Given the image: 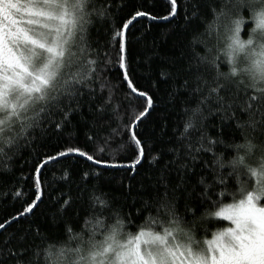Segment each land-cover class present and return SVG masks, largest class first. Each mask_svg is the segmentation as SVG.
<instances>
[{
  "label": "snow or ice",
  "instance_id": "snow-or-ice-1",
  "mask_svg": "<svg viewBox=\"0 0 264 264\" xmlns=\"http://www.w3.org/2000/svg\"><path fill=\"white\" fill-rule=\"evenodd\" d=\"M9 199L0 264H264V0H0Z\"/></svg>",
  "mask_w": 264,
  "mask_h": 264
},
{
  "label": "trees",
  "instance_id": "trees-1",
  "mask_svg": "<svg viewBox=\"0 0 264 264\" xmlns=\"http://www.w3.org/2000/svg\"><path fill=\"white\" fill-rule=\"evenodd\" d=\"M159 10L162 12L163 11V4L161 3L159 6ZM137 28H141V25H137ZM170 28V25L166 24V23H161L159 25H155L153 24L151 27V31L149 33L146 34V39L149 42V44H151L153 38H155L157 44L159 45V48L161 50L162 53L165 52H170L172 51V45L173 43H175L176 41H178L179 37V32L177 31L174 34H169L167 36V38H164V34L168 33ZM141 84H145V82L143 80L140 81ZM57 145L55 143L51 144L49 146V150L56 148ZM150 158V156H149ZM65 162L61 161L60 164L55 165V170L57 172H59V169L63 166ZM82 165L81 164H77V163H73V167L74 168H80ZM49 168H53V165H49ZM149 165L147 164V162L145 161L144 163V167L140 169L139 175L143 176L145 175V170L148 169ZM105 175L114 183L117 179H119L120 175H121V171L119 170H107ZM111 187V184H104L103 188L105 191L108 190V188ZM25 191H28L27 188H25ZM48 192H53L52 189H48ZM55 194V193H53ZM49 204V198H48V193L45 194L44 197V204L41 205V207H45ZM21 208V204L11 201L6 200L4 202H0V222L6 220L7 218H9L11 215H13L15 212H17L18 210H20ZM224 224H226L227 222H222ZM15 225H13L12 228H9V232L14 231L15 230Z\"/></svg>",
  "mask_w": 264,
  "mask_h": 264
}]
</instances>
